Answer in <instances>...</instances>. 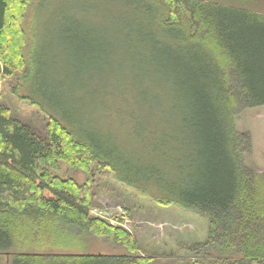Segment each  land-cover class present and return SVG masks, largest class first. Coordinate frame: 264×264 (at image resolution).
Wrapping results in <instances>:
<instances>
[{
	"label": "trees",
	"instance_id": "16d2710c",
	"mask_svg": "<svg viewBox=\"0 0 264 264\" xmlns=\"http://www.w3.org/2000/svg\"><path fill=\"white\" fill-rule=\"evenodd\" d=\"M122 1L144 25L135 49L141 66L152 68L169 110L182 116L164 133L145 125L161 159L144 162L83 118L75 133L49 116L43 134L0 103V264L3 256L7 264H159L139 254L130 231L92 214L86 186L51 176L59 160L86 169L97 162L129 184L156 177L168 202L208 220L187 264H264V173L246 164L251 134L236 126L242 111L264 105V13L247 0ZM28 2L0 0V85L25 72ZM40 83L38 102L68 116ZM94 237L127 253L89 251Z\"/></svg>",
	"mask_w": 264,
	"mask_h": 264
},
{
	"label": "rangeland",
	"instance_id": "374dc122",
	"mask_svg": "<svg viewBox=\"0 0 264 264\" xmlns=\"http://www.w3.org/2000/svg\"><path fill=\"white\" fill-rule=\"evenodd\" d=\"M245 5L264 13V0H247ZM138 17L122 0H29L22 19L25 72L1 83L0 103L43 134L49 116L75 133L83 118L90 127L112 137L135 161L160 160L152 152L149 141L153 136L145 125L164 133L179 113L169 110L152 68L141 66L135 49L144 25L136 22ZM35 72L36 78H30ZM40 82L56 92L68 116L38 102L35 86L41 88ZM144 91L150 92L146 100L141 99ZM236 126L251 134L252 151L245 155L246 164L264 173V105L242 111ZM55 166L50 170L52 177L86 186L92 214L130 231L139 254L159 264H187L188 247L208 236V220L168 202L156 177L129 184L97 162L87 169L64 160ZM89 251L127 253L122 246L97 237L90 239ZM3 262L7 264L6 256Z\"/></svg>",
	"mask_w": 264,
	"mask_h": 264
}]
</instances>
